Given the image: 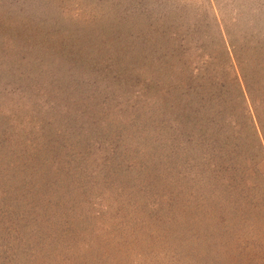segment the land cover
I'll use <instances>...</instances> for the list:
<instances>
[{"label":"rangeland","instance_id":"obj_1","mask_svg":"<svg viewBox=\"0 0 264 264\" xmlns=\"http://www.w3.org/2000/svg\"><path fill=\"white\" fill-rule=\"evenodd\" d=\"M238 62L264 0H0V264H264Z\"/></svg>","mask_w":264,"mask_h":264},{"label":"trees","instance_id":"obj_2","mask_svg":"<svg viewBox=\"0 0 264 264\" xmlns=\"http://www.w3.org/2000/svg\"><path fill=\"white\" fill-rule=\"evenodd\" d=\"M224 41L225 43H223L222 52L225 54L227 60L229 58V62H230L229 50L227 49L228 46L231 49V46L229 44L230 42H229V39L227 40L224 39ZM232 64L230 66H233ZM227 66L229 67L228 63H227ZM234 66L236 70H233V75L230 78L231 84L235 90V96H233V99H235L236 103L238 102L239 105L245 104V111L248 114V115L246 114V117H247V120L250 126L249 136L251 140L247 144L254 145L255 149L253 147L251 148V155H253L255 151L257 152L261 150L264 151V118L259 115V111L264 110V100L261 98H258L255 95L254 85L256 83L251 81L249 78H247L239 62L238 64H235ZM220 88L222 89V86H220ZM224 99L227 100V102L231 101V99H229L228 97ZM233 138L235 142L234 145L239 146L241 148V151L247 149L246 147L247 144L244 141L245 140L244 135L236 131L234 133ZM243 143H245L244 146H242Z\"/></svg>","mask_w":264,"mask_h":264}]
</instances>
